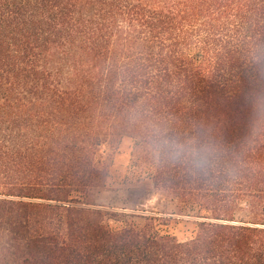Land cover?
Returning <instances> with one entry per match:
<instances>
[{
  "label": "trees",
  "instance_id": "obj_1",
  "mask_svg": "<svg viewBox=\"0 0 264 264\" xmlns=\"http://www.w3.org/2000/svg\"><path fill=\"white\" fill-rule=\"evenodd\" d=\"M264 0H0V264H264ZM222 143L235 175L144 156L194 237L90 204L140 118Z\"/></svg>",
  "mask_w": 264,
  "mask_h": 264
},
{
  "label": "rangeland",
  "instance_id": "obj_2",
  "mask_svg": "<svg viewBox=\"0 0 264 264\" xmlns=\"http://www.w3.org/2000/svg\"><path fill=\"white\" fill-rule=\"evenodd\" d=\"M145 151L128 137L120 139L113 152L105 189L90 204L105 212L103 221L113 229L134 225L138 230L152 225L160 235L179 242L194 237L197 208H186L153 189Z\"/></svg>",
  "mask_w": 264,
  "mask_h": 264
},
{
  "label": "clouds",
  "instance_id": "obj_3",
  "mask_svg": "<svg viewBox=\"0 0 264 264\" xmlns=\"http://www.w3.org/2000/svg\"><path fill=\"white\" fill-rule=\"evenodd\" d=\"M251 62L264 64L258 47L250 53ZM142 147L157 168L180 167L193 177L214 178L221 171L235 175V163L222 143L202 128L195 126L189 133H180L164 121L140 118Z\"/></svg>",
  "mask_w": 264,
  "mask_h": 264
}]
</instances>
